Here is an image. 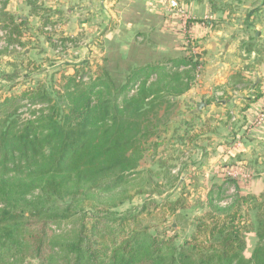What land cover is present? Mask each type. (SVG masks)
<instances>
[{
	"label": "trees",
	"instance_id": "16d2710c",
	"mask_svg": "<svg viewBox=\"0 0 264 264\" xmlns=\"http://www.w3.org/2000/svg\"><path fill=\"white\" fill-rule=\"evenodd\" d=\"M28 1L33 13L42 11L43 25L52 24L48 8ZM7 4L0 0V28L13 36L6 37L8 44L22 45L30 28ZM199 56L182 53L125 67L105 58L89 81L76 71L57 78V88L38 83L0 100V264H19L27 254L35 264H264V186L253 193L225 172L181 244L173 235L150 232L185 208L180 199L161 206L144 202L134 213L110 210L131 199L129 183L142 177L135 170L143 153L135 138L142 117L163 97L191 87ZM128 90L134 92L128 96ZM20 100L28 117H22ZM219 101L212 96L204 104ZM252 165L257 160L241 167L250 171ZM131 173L137 176L131 179ZM249 211L253 220L244 225L242 214L248 218ZM68 222L72 226L59 231ZM247 237L252 248L245 253Z\"/></svg>",
	"mask_w": 264,
	"mask_h": 264
},
{
	"label": "rangeland",
	"instance_id": "374dc122",
	"mask_svg": "<svg viewBox=\"0 0 264 264\" xmlns=\"http://www.w3.org/2000/svg\"><path fill=\"white\" fill-rule=\"evenodd\" d=\"M15 15L20 16V14ZM21 15L23 19L27 20L28 29L30 28L21 37L22 45L8 44L6 37L9 39V31L8 35L5 28H0V100L7 95H19L25 88L35 86L38 83H42L46 87L52 84L54 88H57V78L62 74L72 75L76 71L83 72L81 79L84 82L95 77L107 56L102 54L100 48H95H98V45H92L93 48L90 46L93 36L90 35L89 30H75V32L72 31L71 35L67 34L68 14H53L50 18L52 24L45 25L40 19V16L43 15L42 11L38 15ZM16 20L18 21L17 18ZM39 27H42V31H39ZM44 31L46 34L43 33ZM60 35L68 36L71 41H61ZM10 36L13 38L12 35ZM199 53L203 57V51H199ZM198 56L197 54L196 57ZM28 61L34 62V66L27 65ZM198 62L199 64L193 72L191 86H194L196 82L201 80L200 76L204 75L202 72L204 61L201 59ZM3 74H16L18 76L9 79L4 78ZM235 75L237 78L239 77L236 79L237 82H246V80L240 79L239 74ZM231 90L222 91V93L218 91V95H216L218 100H224L227 103L224 118L219 116L212 119L205 114L204 117L199 118V115L196 117L191 111L184 112L182 110L184 105L180 99L167 96L163 97V102L152 112L142 117L139 129L135 132L136 142L143 151L135 170L143 172L142 177L138 176L136 181L129 183L128 190L132 193L131 199L111 208L112 212L117 214L134 213L139 210L144 202L154 201L161 206L168 201L180 199L185 208L179 209L175 217L169 215L163 224L154 226L150 232L163 234L167 237L173 235L176 237L177 244H181L191 237L196 222L207 210L204 206L207 199L205 194L207 186L220 182V179L212 173L213 168L210 166L204 165L209 170L210 178L208 179H206V175L203 176L202 171H199L205 164L202 163L203 158V160L216 158L221 152L217 145L219 139L221 140L224 135L222 125H216L215 120L218 119L219 123L225 125L228 123L230 126L229 131H224V134H227L225 135L227 141H225L226 144L223 149L226 150L227 155L222 159L217 157L215 170L219 173L226 172L229 168L241 167L244 162L240 156L242 135L240 117H238L244 101L240 99L239 93L241 92L229 93ZM133 92L134 90H128V96ZM18 103H21L20 110L24 114L22 117H28L25 102L20 100ZM219 103L217 102V104ZM41 105L42 103H37L36 107ZM143 106L146 109V101ZM203 109L205 107L199 112L203 113ZM216 141L218 142L216 143ZM253 153L254 156L249 159V162L252 163L253 160H257L258 165H252L250 171H247L250 177L238 181L239 184L248 185L252 178L258 176V172L264 174V163H262L264 160V141ZM199 159L201 160L199 161L200 165L196 167V162ZM241 168L243 169V167ZM203 171L207 172L204 168ZM166 172L167 176H165ZM134 175L137 176L131 173L130 178H134ZM261 176L263 179V175ZM138 190H143V192L138 193ZM233 192L229 189L227 195ZM158 210H156L157 213ZM246 218L247 216L242 214L244 225L247 224L248 220H253L252 211H249L248 218ZM71 226V222L65 223L59 227V231H65ZM247 242L248 246L245 253H248L252 248V238L247 237ZM35 263L36 260L28 254L19 262V264Z\"/></svg>",
	"mask_w": 264,
	"mask_h": 264
},
{
	"label": "crops",
	"instance_id": "0c3cea01",
	"mask_svg": "<svg viewBox=\"0 0 264 264\" xmlns=\"http://www.w3.org/2000/svg\"><path fill=\"white\" fill-rule=\"evenodd\" d=\"M37 6L50 10V14H68L67 34L75 30H89L90 44L110 59L111 64L125 67L128 62L145 64L164 58L181 56V16L178 8L189 15L188 30L193 46L203 51L204 69L201 80L177 98L184 112L191 111L199 118L225 117L227 103L205 104L200 113L198 105L218 91L239 93L244 101L240 110V156L249 160L264 141V0H33ZM28 0H8L6 10L13 14H40L32 12ZM208 17L205 21L204 18ZM93 48V46H92ZM188 48V47H187ZM131 63V64H132ZM235 74L244 83L237 82ZM203 77V78H202ZM243 77V78H242ZM242 84V85H241ZM217 85V86H216ZM231 87V88H230ZM238 88V90H236ZM225 89V90H224ZM217 148L218 158L226 157L224 131ZM212 135V134H209ZM218 141H216L217 143ZM218 151V150H217ZM231 155H234L231 153ZM202 159V171L210 178L206 166L213 168L218 177L215 161ZM201 159V158H200ZM196 162V167L201 160ZM207 163H209L207 165ZM211 163V164H210ZM196 169V168H195ZM204 172V173H203ZM262 175V174H261ZM258 175L245 185V189L258 193L263 189ZM214 177V176H213ZM213 185V183H212ZM207 186L205 194L210 188Z\"/></svg>",
	"mask_w": 264,
	"mask_h": 264
},
{
	"label": "built area",
	"instance_id": "2783aa9c",
	"mask_svg": "<svg viewBox=\"0 0 264 264\" xmlns=\"http://www.w3.org/2000/svg\"><path fill=\"white\" fill-rule=\"evenodd\" d=\"M168 1V0H167ZM178 13L181 16L180 20V33L182 34V51L185 54L193 56V58H197L196 55L199 53L200 50L196 46H193L190 39L189 30H188V21L189 15L183 10L182 8H178ZM208 17L204 18L205 21ZM191 46L190 48L188 46ZM188 47V48H187ZM202 55L200 54L198 60L201 61ZM203 60V59H202ZM222 93V92H220ZM229 177L236 179L237 181H241L250 177L247 171H244L240 166L232 167L226 170L225 172ZM230 191H234L233 187L229 188Z\"/></svg>",
	"mask_w": 264,
	"mask_h": 264
},
{
	"label": "water",
	"instance_id": "95a60500",
	"mask_svg": "<svg viewBox=\"0 0 264 264\" xmlns=\"http://www.w3.org/2000/svg\"><path fill=\"white\" fill-rule=\"evenodd\" d=\"M205 104L202 102L201 104H199L197 107L198 109H201Z\"/></svg>",
	"mask_w": 264,
	"mask_h": 264
}]
</instances>
